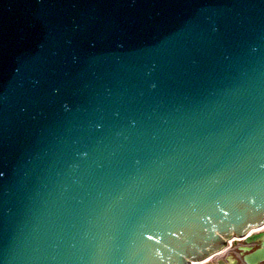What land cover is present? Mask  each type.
<instances>
[{
    "label": "water",
    "instance_id": "1",
    "mask_svg": "<svg viewBox=\"0 0 264 264\" xmlns=\"http://www.w3.org/2000/svg\"><path fill=\"white\" fill-rule=\"evenodd\" d=\"M263 224L264 0H0V264H189Z\"/></svg>",
    "mask_w": 264,
    "mask_h": 264
},
{
    "label": "flooded vegetation",
    "instance_id": "2",
    "mask_svg": "<svg viewBox=\"0 0 264 264\" xmlns=\"http://www.w3.org/2000/svg\"><path fill=\"white\" fill-rule=\"evenodd\" d=\"M264 232L257 234H248L240 243L231 242V237L225 241L224 252L220 257L213 259L208 264H248L245 256L251 255L254 251L261 248L264 237L257 239ZM254 239H257L254 241ZM255 264H264V261Z\"/></svg>",
    "mask_w": 264,
    "mask_h": 264
},
{
    "label": "bare ground",
    "instance_id": "3",
    "mask_svg": "<svg viewBox=\"0 0 264 264\" xmlns=\"http://www.w3.org/2000/svg\"><path fill=\"white\" fill-rule=\"evenodd\" d=\"M263 229H264V227L262 228V231L264 232ZM257 231L261 232V229L260 230H257ZM259 232H255V233H259ZM220 256H221V254L218 252L213 257H210L209 259L213 260V259L218 258ZM191 264H198V263L197 262H192Z\"/></svg>",
    "mask_w": 264,
    "mask_h": 264
}]
</instances>
